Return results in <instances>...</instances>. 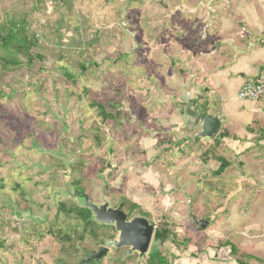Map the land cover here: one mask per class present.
Returning a JSON list of instances; mask_svg holds the SVG:
<instances>
[{"label":"rangeland","instance_id":"obj_1","mask_svg":"<svg viewBox=\"0 0 264 264\" xmlns=\"http://www.w3.org/2000/svg\"><path fill=\"white\" fill-rule=\"evenodd\" d=\"M218 7L231 9L226 0H0V23L14 15L26 18L38 38L33 52L44 57L15 70L0 63V264H82L115 238L113 227L86 225L76 216L80 207L64 195L66 186L96 204L104 196L130 218H150L132 211L127 184L154 165L162 179L176 185L174 197L186 203L187 216L194 211L219 222L227 213L212 210L219 206L211 199L212 192L222 193L219 185L208 188L204 179L195 185L186 171L203 167L197 177L206 178L224 158L235 169L225 178L229 184L241 173L255 178L264 172L257 140L251 142L247 174L231 152L234 143H228L238 138L199 139L179 149L184 141L174 145L167 137L176 140L177 129L189 132L183 113L191 102L181 86L189 70L184 54L191 50L193 59L205 62L196 57L200 50L209 58L225 55L233 51L227 39L248 36L239 27L242 19L230 14L232 27L212 40L204 25H213L210 12ZM192 74L197 84L198 75ZM199 74L208 88L206 74ZM222 98L233 106L246 104L236 89L217 87L202 95L201 107L218 114ZM93 102L115 119L103 120ZM172 108L182 115L169 126ZM152 140L158 141L153 147ZM182 186L192 193L186 195ZM105 257L87 264H119Z\"/></svg>","mask_w":264,"mask_h":264},{"label":"crops","instance_id":"obj_2","mask_svg":"<svg viewBox=\"0 0 264 264\" xmlns=\"http://www.w3.org/2000/svg\"><path fill=\"white\" fill-rule=\"evenodd\" d=\"M226 4L228 5L226 9L231 8L230 11L223 12L225 8L221 7L216 8L215 11L211 10L210 14L213 13V19H215L212 21L213 25L211 26L210 23L204 25L208 32L210 30L211 39L215 40L219 34H222L223 30L226 31L227 28L232 27L231 22L234 19L230 17V14L232 16L233 14L238 15L242 19V25L239 27H243L242 29L248 33V36H244V33H242L235 42L227 39L225 44L233 43V51L225 55L216 54L214 57L211 58L210 56L209 58L207 55L202 56L200 50L197 54L199 56L196 55V57L205 60V62H197V59H193L195 54L191 50L184 54L187 62L186 67L187 69L189 67V70L181 86L184 88L183 94L191 103L197 98H200L201 101L205 92L212 94L217 87L236 89V94H238L247 78L258 76L264 69V0H228V2L226 0ZM201 47H203V44H201ZM193 63L194 70L191 66ZM207 71L208 74H206ZM192 73L198 75L195 82L197 84H193V81H191ZM199 73L206 74L205 81L210 85L208 88H205L201 83ZM244 103L246 104L241 107L233 106L226 104V99L222 98L218 114L202 109L196 111L198 113L207 111L208 114L217 115L221 119V130L218 136L213 138L214 140H219L221 133L233 137L234 140L238 138V141L231 140L228 143L229 145L234 143L232 154L245 164L244 168H246L247 174H250L249 168L252 164L247 160L251 159V142L257 140V146L263 151L261 157L264 158V104ZM199 104L202 103L199 102ZM177 110L172 108L169 112L167 118L169 126H171L170 121L177 124L180 120L178 117L177 120L175 119L176 114L180 113L182 115L181 110L179 109L178 112ZM183 115L185 114L183 113ZM186 126L189 132L184 133L177 129L176 140L171 138V134H167L174 145L184 141V143L176 145L179 149L184 147L186 143H193L197 140L193 138L199 132V128H189L188 124ZM167 137L164 139H167ZM225 139L228 140L229 138L226 137ZM152 142L153 147L158 141L152 140ZM156 167L158 166L153 165L146 167V170L141 169L136 173L138 175L136 181H130L127 184L129 186L128 191L133 192L129 201L136 204L145 214H151L149 220L153 224L156 225L160 220L170 224L169 237L161 243L153 239L150 252H158L159 257L163 258L164 264H264L263 171H258L255 178L247 177L244 173H241L240 178L238 177L236 180V184H229L225 181V178L235 170L231 164L219 176H213L212 174L213 171L218 169V166H215L212 171H208L207 174L205 173L206 178H204V174L203 177H197L198 169L202 170L203 167L186 171V175L194 184L196 181L204 179L208 188L213 186L212 183L219 185L217 188L222 190V193L217 194L213 189L214 192L211 195V199L215 198L219 206L215 205L212 210L216 214L227 213L218 222L214 217L211 220L204 219V216L197 217L194 211H191L187 216L188 206H186V203L178 201L174 197L171 186L176 185H171L165 179H162ZM167 185L170 187L168 191L166 189ZM182 188L186 195L192 193L190 188L185 186H182ZM201 206L199 205L198 208H201ZM199 210L200 214L205 215L202 209ZM191 213L198 220L208 221V227L201 229L199 226L194 225L190 219ZM156 219L160 220L156 222ZM107 255H109L108 260L111 257L115 258L119 264H137L138 256L136 254L128 255V249L125 248L109 250ZM148 255L144 257V262L147 260Z\"/></svg>","mask_w":264,"mask_h":264},{"label":"water","instance_id":"obj_3","mask_svg":"<svg viewBox=\"0 0 264 264\" xmlns=\"http://www.w3.org/2000/svg\"><path fill=\"white\" fill-rule=\"evenodd\" d=\"M184 114L189 119V128H199V132L193 138L194 140L210 141L221 130L222 122L217 115L208 114L207 111L198 113L194 110L192 103L186 104ZM65 191L68 192L64 194L65 196L72 197L81 209H86L91 213L90 221L100 226L113 227L117 234L115 238L107 241L103 247H100L97 251H92L82 261V264L100 261L107 255L109 248L114 250L128 249V255L136 254L138 256L137 263L144 261V257L150 252L156 230V225L149 218L138 215L130 218L129 213L122 209L112 208L110 203L104 199V196L101 197L102 202L96 204L76 191L69 192L67 186ZM190 219L194 225L199 226L201 229H205L209 225L208 221L198 220L192 213Z\"/></svg>","mask_w":264,"mask_h":264},{"label":"trees","instance_id":"obj_4","mask_svg":"<svg viewBox=\"0 0 264 264\" xmlns=\"http://www.w3.org/2000/svg\"><path fill=\"white\" fill-rule=\"evenodd\" d=\"M37 42L38 38L29 32V23L26 18L15 15L6 18L5 21L0 23V63L2 64V67L8 70H15L21 67L23 63L31 65L36 59L43 60V56L33 52ZM22 58H25V62H23ZM199 102L200 98H197L192 102L194 109L196 110V108H199L202 110H207V106L201 107ZM93 105L99 108V114L103 120L115 119L114 115L108 113L101 104L93 102ZM226 135L227 134H220V139H216V143H220V141H222ZM203 161L205 164L207 163L208 160L206 156ZM218 162L220 166L215 171V173L219 176L230 166V163L224 158H218ZM130 208L132 211L139 209L140 214H145L136 204H131ZM75 212L76 216L86 225L93 224V222L90 221L91 214L88 210L77 208ZM169 226L170 224L163 220H160L156 224V230L154 234V240L156 242H164L169 237ZM145 262L147 264H164L163 258H160L158 252L156 251L150 252Z\"/></svg>","mask_w":264,"mask_h":264},{"label":"built area","instance_id":"obj_5","mask_svg":"<svg viewBox=\"0 0 264 264\" xmlns=\"http://www.w3.org/2000/svg\"><path fill=\"white\" fill-rule=\"evenodd\" d=\"M237 98L241 102L264 104V69L256 77L247 78L238 91ZM137 264H147L144 261Z\"/></svg>","mask_w":264,"mask_h":264},{"label":"flooded vegetation","instance_id":"obj_6","mask_svg":"<svg viewBox=\"0 0 264 264\" xmlns=\"http://www.w3.org/2000/svg\"><path fill=\"white\" fill-rule=\"evenodd\" d=\"M160 5L163 6V7H165L161 2H160ZM217 136H218V135H217Z\"/></svg>","mask_w":264,"mask_h":264}]
</instances>
